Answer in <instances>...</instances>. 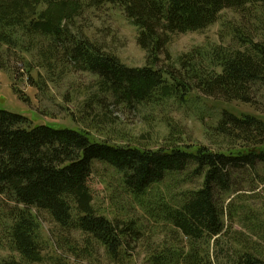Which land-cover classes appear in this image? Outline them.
<instances>
[{"label": "trees", "instance_id": "obj_1", "mask_svg": "<svg viewBox=\"0 0 264 264\" xmlns=\"http://www.w3.org/2000/svg\"><path fill=\"white\" fill-rule=\"evenodd\" d=\"M106 6L138 28L145 66L127 65L78 26L85 12ZM225 10L237 17L223 20L220 43L174 59V34L202 31ZM3 47L9 53L37 48L47 62L63 51L76 70L95 75L99 91L86 101L84 119L104 135L94 139L87 128L34 124L0 109V250L9 252L0 255V264L42 263L47 217L62 231H80L88 248L103 247L116 264L135 255L144 225L98 212L92 185L97 162L114 170L126 195L146 198L157 223L190 242L187 253L158 245L154 264H204L203 248L213 241L218 264H264V233L258 230L264 224V120L224 110L207 130L210 144L197 147L180 143L178 127L167 120L170 135L153 148L151 133L132 135L116 114L163 109L167 100L183 103L195 91L264 112V0H0ZM7 65L0 57V70ZM33 68L25 66L28 73ZM168 178L191 186L169 190L170 201L153 196ZM237 219L247 231L234 229Z\"/></svg>", "mask_w": 264, "mask_h": 264}, {"label": "rangeland", "instance_id": "obj_2", "mask_svg": "<svg viewBox=\"0 0 264 264\" xmlns=\"http://www.w3.org/2000/svg\"><path fill=\"white\" fill-rule=\"evenodd\" d=\"M234 17H237L236 13L225 10L219 21L202 31L174 34L169 51L176 60L178 56L197 46L209 47L220 43L219 33L223 20ZM78 26L84 29L83 32L89 38L104 42L127 65L133 67L146 65V52L137 43L138 28L118 8L106 6L98 10L90 9L78 19ZM6 49L7 47L0 48V57L8 62V65L0 70V109L26 115L34 124L87 128L94 139L102 138L103 132H97V129L84 119L86 101L93 93L99 91L95 75L76 70L71 60H64L63 51L59 52L56 59L47 62L37 48L29 53L21 50L9 53ZM29 63L34 65L31 73L25 70ZM30 74L34 78L33 81H38L36 84H33ZM165 105L167 107L163 109L147 108L142 112L123 114L116 112V109L115 112L132 135L139 137L143 133H151L149 144L153 148L166 143L170 135L167 120L174 123L180 131L176 139L193 147L210 144L207 130L217 124L224 110L237 116L250 114L264 120V112L252 104L216 100L198 91L189 94L183 103L172 98L167 100ZM174 183V180L168 178L153 189V196L157 195L159 198L164 196L170 201L169 190L179 193L180 189L191 186ZM92 185L95 206L99 213L110 218L116 216L126 219L137 218L144 225V241L140 242L135 255L124 264H154L151 262L152 255L158 245L181 246L185 253L190 250V242L186 238L180 239L177 233L174 234L179 238L173 236L172 226L154 220L152 212L146 209V198L137 199L125 194L114 170L108 165L96 163ZM42 221L44 236L49 242L43 252L45 260L38 264H116L108 258L103 247L88 248L80 231H62L49 217ZM241 226V220L237 219L234 229L247 231ZM258 230L264 233V224H261ZM230 247L232 246H227L226 250L232 251ZM207 249L210 250V255L207 254ZM203 250L205 252L201 257L204 264H218L217 253L220 249L214 245V241L210 248L205 246ZM8 254L9 252L0 250V255ZM225 260H228V256Z\"/></svg>", "mask_w": 264, "mask_h": 264}]
</instances>
